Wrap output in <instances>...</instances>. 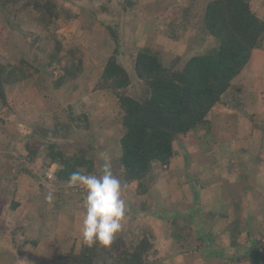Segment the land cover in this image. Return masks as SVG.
<instances>
[{"label":"rangeland","instance_id":"obj_1","mask_svg":"<svg viewBox=\"0 0 264 264\" xmlns=\"http://www.w3.org/2000/svg\"><path fill=\"white\" fill-rule=\"evenodd\" d=\"M24 1L18 0L15 7ZM36 1L42 3L45 0ZM262 1L258 0L259 4ZM53 2L59 18L53 25L43 27L39 24V14L31 7L9 22L4 19L7 14L0 9V65L10 68L25 58L37 69V72L34 68L28 69L26 72L30 75L5 86L6 105L0 100V264H66L65 255L69 250L74 247L78 253L84 245L81 237L84 191L56 182L55 166L44 169L42 158L33 162L26 158L24 142L32 138L37 145L59 144L67 155L83 149L87 158L92 159L94 173L119 155L121 112L118 101L109 91H93L114 48L107 27L116 33L117 61L131 79L128 94L136 99L143 96L144 88L135 77L134 62L136 54L143 48L159 50L165 60L179 55L183 61L186 56L199 55L203 48L214 44L210 36H197V27L201 26L196 23L201 13L200 0H195L192 10L187 12L184 8L190 0ZM11 6L7 5L8 8ZM171 19L177 25H171ZM51 55L61 62L55 61L48 66ZM78 59L82 62L80 72L54 89V81L64 74L62 68L73 69ZM247 79L233 80L221 97L222 103H218L242 117L253 115L249 113L256 115L264 107L262 90L242 86ZM69 106L74 114L88 116L89 130L77 131L68 138L43 139L32 133L34 126L51 130L55 124L65 125ZM247 122L251 123L250 117ZM212 129L206 122L176 141L174 156L186 167L178 173L180 183H183L181 187L175 185L177 179L172 177L170 167L159 164L153 165L154 182L145 194L137 193L135 183L121 181L128 212L123 230L116 238L135 246L145 233L154 247L147 264H192L188 257L199 259L208 248L209 239L214 243L212 237H205L208 229L205 223L210 220L200 210L193 211L187 206L176 210L177 205L185 201L182 195L190 191L192 194L189 195L195 194L193 189L190 190L192 184H184H190L187 178L193 177L187 163H193V157L198 153L196 148L199 152L213 153L211 145L214 143L209 139ZM246 129L242 127L244 132L236 131L243 136L247 134ZM260 132L263 136L264 130ZM201 154L198 155L200 158ZM50 171L51 179L45 180ZM259 171L264 178V167ZM173 201L177 202L174 206ZM173 221L180 227L179 239L173 235ZM12 235L18 245L27 241L19 252ZM30 242L37 244L33 246Z\"/></svg>","mask_w":264,"mask_h":264},{"label":"trees","instance_id":"obj_2","mask_svg":"<svg viewBox=\"0 0 264 264\" xmlns=\"http://www.w3.org/2000/svg\"><path fill=\"white\" fill-rule=\"evenodd\" d=\"M17 1L0 0V9L2 13L7 14L4 18L6 22L29 7L39 14L38 20L42 27L53 25L59 18L53 0H45L42 3L25 0L16 8ZM190 1L184 12L192 10L193 4L195 5V0ZM250 2L251 0H200L201 13L196 23H201V26L197 27V36H210L214 44L213 47H202V53L199 55L184 56L183 61L179 59V55H174L170 60H165L164 55L155 48L146 47L139 51L135 57L134 74L144 88L140 99L128 94L131 79L117 61L116 33L107 27L114 48L93 91H109L118 101L121 112L118 122L120 152L116 158L111 159L110 164L113 174L122 182L136 184L138 194H145L151 189L154 182L153 165L168 167L174 157L176 141L189 135L197 127L203 126L207 122L206 116L210 110L216 104L222 103V95L247 64L250 52L264 48V20L252 10ZM8 4L12 6L8 8ZM171 21V25H177L173 19ZM52 55L49 57L48 66L59 61L57 56ZM80 60L78 59L73 69L62 68L64 74L54 81V89L76 77L82 69ZM8 67L0 65L2 105H6L5 86H11L30 75L26 72L30 68L37 72L36 67L25 58L20 59L18 65ZM89 129L88 116L85 113L74 114L72 107L69 106L66 110L65 125L55 124L51 130L34 126L32 133L41 135L43 139L68 138L77 131ZM24 147L27 152L26 158L32 162L42 158L44 169L55 166L54 180L60 184H68L69 175L76 170L94 173L92 159L87 158L83 149L73 155H67L59 144L37 145L32 138L24 142ZM172 225L175 239L181 238L180 227L175 221ZM234 233L236 234V231ZM12 241L18 252L27 242L18 245L13 235ZM255 242L259 243L256 239ZM30 243L33 246L37 244ZM153 248L145 233L135 246L128 245L124 239L117 237L107 248L88 247L84 244L76 253L72 247L65 255V262L147 264Z\"/></svg>","mask_w":264,"mask_h":264},{"label":"crops","instance_id":"obj_3","mask_svg":"<svg viewBox=\"0 0 264 264\" xmlns=\"http://www.w3.org/2000/svg\"><path fill=\"white\" fill-rule=\"evenodd\" d=\"M250 3L252 10L264 20V0L261 5L258 0H251ZM256 4H259L257 8ZM262 50L264 48L250 52L247 64L234 81L250 77L242 86L255 88L259 92L262 90L260 95L264 97ZM249 114L253 115L242 117V114H234L216 104L206 116L213 128L209 137L214 143L211 145L213 153L207 150L199 152L196 148L198 153L193 157V163H187L193 177L187 178L190 179V184H184H192L190 190L193 189L195 194L189 195L192 191L187 194L183 186L186 194L182 197L185 201L179 203L176 210L184 206L193 211L200 210L210 220L205 223L208 228L206 233L214 239V243L209 239L208 248L201 253L200 260H190L188 257L192 264H264V248L255 242V237L264 229V178L259 173V169L264 167V135L261 136L260 132L264 130V107L256 115ZM249 117L251 123L247 122ZM242 127L247 128V134L243 136L240 132H244ZM236 129L240 131L237 132ZM200 154L201 158L198 156ZM206 156L208 157L205 159ZM168 167L172 177L177 179L175 185L181 187L183 183H180L178 173L186 168L185 165L180 164L174 156ZM176 204L177 202L173 206ZM236 225L238 226L234 227Z\"/></svg>","mask_w":264,"mask_h":264},{"label":"clouds","instance_id":"obj_4","mask_svg":"<svg viewBox=\"0 0 264 264\" xmlns=\"http://www.w3.org/2000/svg\"><path fill=\"white\" fill-rule=\"evenodd\" d=\"M68 184L82 189L85 194L81 225L83 243L88 247H109L123 230L128 212L121 180L113 174L111 164H102L98 173L76 170L69 175Z\"/></svg>","mask_w":264,"mask_h":264},{"label":"built area","instance_id":"obj_5","mask_svg":"<svg viewBox=\"0 0 264 264\" xmlns=\"http://www.w3.org/2000/svg\"><path fill=\"white\" fill-rule=\"evenodd\" d=\"M51 177H52V173H51V171L48 172V173L45 175V178H46L47 180L51 179ZM256 240H257V242H259V243L264 247V229L261 231L260 235H258V236L256 237Z\"/></svg>","mask_w":264,"mask_h":264}]
</instances>
